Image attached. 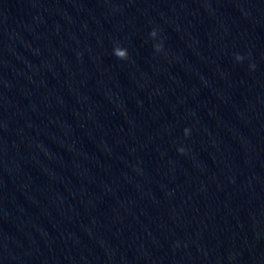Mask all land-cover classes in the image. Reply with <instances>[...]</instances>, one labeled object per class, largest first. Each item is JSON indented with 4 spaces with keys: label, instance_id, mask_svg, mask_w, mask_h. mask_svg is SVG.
<instances>
[{
    "label": "water",
    "instance_id": "obj_1",
    "mask_svg": "<svg viewBox=\"0 0 264 264\" xmlns=\"http://www.w3.org/2000/svg\"><path fill=\"white\" fill-rule=\"evenodd\" d=\"M0 264H264V0H0Z\"/></svg>",
    "mask_w": 264,
    "mask_h": 264
},
{
    "label": "clouds",
    "instance_id": "obj_2",
    "mask_svg": "<svg viewBox=\"0 0 264 264\" xmlns=\"http://www.w3.org/2000/svg\"><path fill=\"white\" fill-rule=\"evenodd\" d=\"M150 35L152 37H156L158 35V30L157 29H153L152 32L150 33ZM157 51H160L163 49V44L160 43V44H156L155 45ZM114 55L117 56L118 58L120 59H127L128 56H129V52H128V49L125 48V47H121V46H116L114 48ZM244 55L243 54H240V53H237L236 54V59L239 60V61H242L244 59ZM252 67L255 68L256 65L255 64H252ZM191 133V129L190 128H186L185 129V134L186 135H189ZM180 152H184L185 149L184 148H180L179 149Z\"/></svg>",
    "mask_w": 264,
    "mask_h": 264
}]
</instances>
